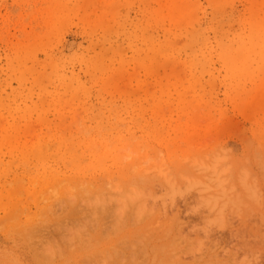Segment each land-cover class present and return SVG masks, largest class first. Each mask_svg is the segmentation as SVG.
<instances>
[{
	"label": "rangeland",
	"instance_id": "374dc122",
	"mask_svg": "<svg viewBox=\"0 0 264 264\" xmlns=\"http://www.w3.org/2000/svg\"><path fill=\"white\" fill-rule=\"evenodd\" d=\"M0 264H264V0H0Z\"/></svg>",
	"mask_w": 264,
	"mask_h": 264
},
{
	"label": "bare ground",
	"instance_id": "6f19581e",
	"mask_svg": "<svg viewBox=\"0 0 264 264\" xmlns=\"http://www.w3.org/2000/svg\"><path fill=\"white\" fill-rule=\"evenodd\" d=\"M71 215H74L73 212H71ZM75 216V215H74Z\"/></svg>",
	"mask_w": 264,
	"mask_h": 264
}]
</instances>
